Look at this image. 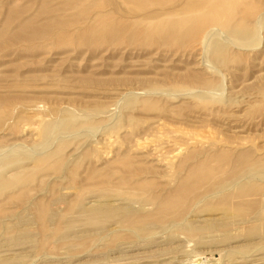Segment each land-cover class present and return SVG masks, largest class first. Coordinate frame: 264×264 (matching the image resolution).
Here are the masks:
<instances>
[{
	"label": "rangeland",
	"instance_id": "374dc122",
	"mask_svg": "<svg viewBox=\"0 0 264 264\" xmlns=\"http://www.w3.org/2000/svg\"><path fill=\"white\" fill-rule=\"evenodd\" d=\"M0 264H264V0H0Z\"/></svg>",
	"mask_w": 264,
	"mask_h": 264
}]
</instances>
